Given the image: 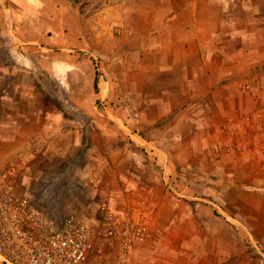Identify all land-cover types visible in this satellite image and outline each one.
Returning a JSON list of instances; mask_svg holds the SVG:
<instances>
[{
	"label": "crops",
	"instance_id": "1",
	"mask_svg": "<svg viewBox=\"0 0 264 264\" xmlns=\"http://www.w3.org/2000/svg\"><path fill=\"white\" fill-rule=\"evenodd\" d=\"M2 1L0 18L10 32L21 24L11 3ZM133 10L145 15L146 26L130 48L136 64L120 63V81L123 100L137 102L121 113L136 117L131 127L137 132L130 134L136 139L127 136L121 157L104 160V177L94 176L109 208L148 224L147 239L128 251L129 263L264 264L250 250L252 242L264 243V217L239 214L264 212V0H136ZM27 13L19 20L26 23ZM4 68L0 64V79L9 73ZM103 80L109 97L110 81ZM245 83L253 90L245 91ZM4 101L0 165L47 128L43 113L35 117L0 90ZM94 244L107 258L121 254L118 239Z\"/></svg>",
	"mask_w": 264,
	"mask_h": 264
},
{
	"label": "rangeland",
	"instance_id": "2",
	"mask_svg": "<svg viewBox=\"0 0 264 264\" xmlns=\"http://www.w3.org/2000/svg\"><path fill=\"white\" fill-rule=\"evenodd\" d=\"M2 2L11 3L21 26L15 23L9 32L0 18V64L9 72L0 79V90L17 98L22 108L27 104V112L31 109L35 117L48 116L41 121L47 127L43 136L29 140L33 150L24 148L15 158L3 159L0 169H12L14 176L9 179L16 191L28 197L45 218L60 222L74 214L97 222L109 206L107 196L95 187L94 176L100 172L104 177L105 161L121 157L127 136L136 139L130 137L137 132L131 127L136 117L121 115L135 110L137 102L123 100L120 63L133 61L130 48L138 45L135 34L144 30L146 17L133 10L136 0ZM23 13L29 19L26 23L19 20ZM23 36L44 42H26ZM95 74L98 92L93 88ZM103 79L110 81L109 97ZM130 83L137 85L138 78L130 76ZM25 90H29L27 100ZM6 109L8 102H0V112ZM26 127L31 130L36 124ZM132 153L136 158L137 153ZM239 214L264 217V212ZM250 250L264 258V243L252 242Z\"/></svg>",
	"mask_w": 264,
	"mask_h": 264
},
{
	"label": "built area",
	"instance_id": "3",
	"mask_svg": "<svg viewBox=\"0 0 264 264\" xmlns=\"http://www.w3.org/2000/svg\"><path fill=\"white\" fill-rule=\"evenodd\" d=\"M243 89L252 91L253 86L245 83ZM12 176V169L0 171L1 264H130L129 249L148 237L145 220L109 207L97 222L74 214L51 221L28 197L14 192ZM97 239H118L120 256L95 253Z\"/></svg>",
	"mask_w": 264,
	"mask_h": 264
},
{
	"label": "trees",
	"instance_id": "4",
	"mask_svg": "<svg viewBox=\"0 0 264 264\" xmlns=\"http://www.w3.org/2000/svg\"><path fill=\"white\" fill-rule=\"evenodd\" d=\"M93 88H94V91H95V92H98L97 78H95V80H94Z\"/></svg>",
	"mask_w": 264,
	"mask_h": 264
}]
</instances>
